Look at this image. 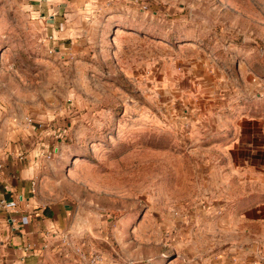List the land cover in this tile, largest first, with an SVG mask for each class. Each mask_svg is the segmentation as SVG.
<instances>
[{
  "label": "rangeland",
  "instance_id": "rangeland-1",
  "mask_svg": "<svg viewBox=\"0 0 264 264\" xmlns=\"http://www.w3.org/2000/svg\"><path fill=\"white\" fill-rule=\"evenodd\" d=\"M114 10L52 37L27 0H0V114L37 130L36 200L57 213L26 264H241L248 246L264 264V208L241 215L253 186L229 154L241 108L264 109V0Z\"/></svg>",
  "mask_w": 264,
  "mask_h": 264
},
{
  "label": "crops",
  "instance_id": "crops-1",
  "mask_svg": "<svg viewBox=\"0 0 264 264\" xmlns=\"http://www.w3.org/2000/svg\"><path fill=\"white\" fill-rule=\"evenodd\" d=\"M27 2L35 15L45 19L47 31L54 37L68 27L74 31L89 22L88 19L95 14L94 6L106 7L108 3L111 13H114L115 7L125 9L130 6L131 0H27ZM261 105L260 102V105H255L253 109L241 108L239 122L241 130L237 134L239 142L229 150L231 157L240 161L238 167L241 183L253 186L252 190L241 193V200L238 203V206H241V215L244 213L257 215L259 209L264 208V109ZM38 135L34 126L22 124L21 120L0 114V198H13L16 203L13 212L0 209V221L5 220L11 228L7 234L8 242L12 245L11 264H26V261L37 257L40 253L38 242L34 241L38 235L37 226H40V223L42 226L47 216L56 222L57 213L52 207H49V210L46 206H40L36 200L39 180L35 178L39 176V163L45 151L43 149L40 154H35V150L40 148ZM232 138H236V135ZM31 140L38 145L34 150L30 146ZM28 245H31L30 251L24 252L23 247ZM247 251H250L249 246L241 247V264H245L242 256ZM29 264L35 263L30 261Z\"/></svg>",
  "mask_w": 264,
  "mask_h": 264
},
{
  "label": "built area",
  "instance_id": "built-area-1",
  "mask_svg": "<svg viewBox=\"0 0 264 264\" xmlns=\"http://www.w3.org/2000/svg\"><path fill=\"white\" fill-rule=\"evenodd\" d=\"M15 205H16V203H15V200L13 198H6V197L0 198V209L1 210L13 212ZM30 249H31V245L23 247L24 252H28V251H30Z\"/></svg>",
  "mask_w": 264,
  "mask_h": 264
}]
</instances>
